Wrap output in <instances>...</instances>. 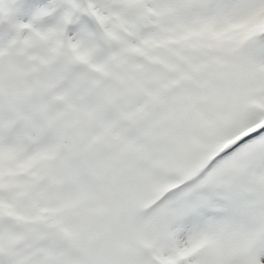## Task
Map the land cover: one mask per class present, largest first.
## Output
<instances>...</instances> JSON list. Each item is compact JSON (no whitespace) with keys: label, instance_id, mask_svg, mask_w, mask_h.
Masks as SVG:
<instances>
[{"label":"snow or ice","instance_id":"snow-or-ice-1","mask_svg":"<svg viewBox=\"0 0 264 264\" xmlns=\"http://www.w3.org/2000/svg\"><path fill=\"white\" fill-rule=\"evenodd\" d=\"M0 264H264V0H0Z\"/></svg>","mask_w":264,"mask_h":264}]
</instances>
